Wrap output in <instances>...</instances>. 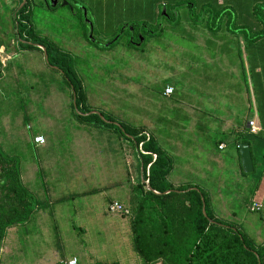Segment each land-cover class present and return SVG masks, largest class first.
<instances>
[{
	"label": "rangeland",
	"instance_id": "374dc122",
	"mask_svg": "<svg viewBox=\"0 0 264 264\" xmlns=\"http://www.w3.org/2000/svg\"><path fill=\"white\" fill-rule=\"evenodd\" d=\"M220 1L226 6L217 0H59L57 4L51 0L52 6H58L51 10L45 0H32V19L46 44L82 58L89 82H97V93L90 96L96 104L103 100L108 108H116L127 103L128 115L142 117L150 126L161 113L180 108L181 116L191 111L190 128H183L182 134L167 131L164 144L177 157L169 179L176 185L193 182L205 189L218 203L214 209L219 216L258 242L264 233V157L257 162L256 172L243 176L237 148L228 135L214 134L213 127L204 131L193 127L195 112L187 110L184 102L199 99L208 113L224 115L229 110L234 117L251 112L264 118V54L253 50L255 44L244 48L222 34L243 28L253 32L259 23L250 10L264 0ZM225 7L230 12L220 21L209 19ZM0 11L5 12L1 2ZM11 14L7 13L8 20ZM133 24L145 25L144 33L165 30L161 37L149 40L140 54L128 45L135 35ZM209 26L221 31L218 45L203 44ZM112 38L118 39L115 49L104 52L100 45L107 46ZM11 57L13 53L0 48L3 65ZM255 62L263 68L261 75L255 71ZM11 65L0 80V151L18 161L27 189L38 199L48 200L49 206L36 209L28 222L8 229L0 249L2 264H58L73 257L79 264H141L130 240L128 217L111 213L108 205L109 199L129 200L128 178L137 179L140 171L136 151L110 146L106 138L97 143L75 132L72 114L65 109L71 98L56 87L49 92L53 80L40 51L29 50ZM98 66L119 68L108 85L99 84L94 75ZM133 76L142 78L139 84L130 81ZM163 81L177 88L176 101L161 94ZM110 86L119 91L115 94ZM212 97L221 111H212ZM36 135H43L46 143L36 145ZM217 139L225 141V150L217 148ZM260 153L264 154V148ZM258 179L252 197L249 186ZM88 191L92 193L81 194ZM4 195L0 188V202ZM252 198L262 202L261 210L248 209Z\"/></svg>",
	"mask_w": 264,
	"mask_h": 264
},
{
	"label": "trees",
	"instance_id": "16d2710c",
	"mask_svg": "<svg viewBox=\"0 0 264 264\" xmlns=\"http://www.w3.org/2000/svg\"><path fill=\"white\" fill-rule=\"evenodd\" d=\"M0 2L5 8V12L0 11V48L3 47L8 54L13 53V57L5 65L0 58V80L6 74L5 68L12 66L14 58L29 50L40 51L50 69L49 78L53 80L49 92H52V88L56 87V91L67 94L71 98L65 103V109H69L72 114L71 121L75 132L80 131L91 141L97 143H101L106 138L110 146L116 145L120 148L129 146L136 151L142 174L139 171L135 180L128 178L129 200L124 203L117 199H109L108 205L118 201L128 209V213L118 214L129 219L130 240L133 241L134 251L138 254L141 264H264V233L262 240L257 242L240 226L219 216V213L214 209L216 201L205 189L193 182H180L176 185V182L169 179L175 169L177 157L166 148L164 141L168 138L167 131H171L170 134L172 131H181L182 134L183 128H190L192 118L188 113L178 116L180 108L173 109L171 114L168 111L170 116L167 114L168 112L161 113L152 119L153 123L150 126L145 123L142 117L138 118L135 115H130V117L125 109L130 107L127 103L123 104V107L116 108H108L106 101L103 100L100 105L96 104L90 96L97 93L94 86L97 82L94 84L89 82V72L85 73L82 69V58L78 55L74 57L67 50L55 48L49 42L46 44V41L39 37L32 19V0H26L20 9L23 0H10V3L0 0ZM13 2L15 7L12 8L11 3ZM69 5L71 4L69 3ZM220 5L226 6L224 3ZM57 7L56 5L49 8L55 10ZM8 12H12L10 20L7 18ZM229 12L225 7V10L210 15L209 19L212 22L220 21V18ZM250 13L254 15V19L256 17L259 28L256 26L255 30L250 33L245 28L240 29L244 32L245 44H254L259 40L264 41V2L261 3V6H254ZM195 23L198 26L200 20ZM211 26H209L210 30L219 29L217 26ZM144 27L143 24H133L135 35L132 37V41L128 40V45L133 46L140 54L145 53L144 47L149 40L155 36L161 37L165 30L164 27H160L156 32L147 29L144 33ZM119 38L120 36H118ZM118 39L112 38L110 42L107 41V46L100 45L106 49L105 51L102 49V52L115 49ZM89 41L93 42L90 39ZM37 44L45 46L48 60L44 56V51ZM97 69L98 71L94 72V75L97 76L99 84L108 85L115 78L114 70L119 68L98 66ZM92 70L94 71V69ZM109 78H111L110 81H108ZM139 78L141 77L133 76L130 81L139 84ZM98 80L96 79V81ZM170 85L173 92L166 95L165 88ZM110 87H112V91H115V94L119 91L114 86ZM159 89L162 95L169 96L170 99L176 101L174 96L177 93V88L172 83L163 81ZM101 91L103 92V90ZM112 97H116V95ZM7 98L9 99V97ZM23 107L28 106L24 105ZM237 116L238 126L234 127L230 133L234 136L231 143L233 142L237 148L236 159L241 174L244 176L249 173L244 172L242 168L238 146L242 142L249 143L254 163L253 172H256L257 162L264 157V154L259 157V152L264 148V118L259 115L261 130L253 133L247 124L253 113L250 112L249 115L246 114L242 117L241 115ZM184 120L188 122L190 120L189 123L187 122L188 125L183 122ZM210 122L211 118L202 113L201 118H197L198 125L193 127H202L203 131L208 130L212 127ZM213 133L218 136L225 135L220 132L219 128L214 129ZM224 142L222 139H217V148L219 149V146ZM113 150L116 151L114 148ZM119 154L120 152L117 155ZM222 163L224 162L222 161ZM0 167L2 168L0 188L3 192L5 190V195L0 202L1 249L10 227L28 222L36 209L47 208L49 202L38 199L34 193L27 189L20 174L18 161L5 156L1 151ZM262 173H259L260 177ZM147 185L151 189H148ZM258 185L259 179L254 186L250 184L252 197L255 195ZM85 193L92 192H82L81 194ZM204 203L206 215L203 212ZM253 203L261 202L252 198L248 202V209L259 211L251 208ZM66 261L68 260H63L58 264H65ZM0 264H2L1 256Z\"/></svg>",
	"mask_w": 264,
	"mask_h": 264
},
{
	"label": "crops",
	"instance_id": "0c3cea01",
	"mask_svg": "<svg viewBox=\"0 0 264 264\" xmlns=\"http://www.w3.org/2000/svg\"><path fill=\"white\" fill-rule=\"evenodd\" d=\"M218 3H221V1L219 0ZM208 32L210 33L209 36L208 35H205L206 36L205 38H207V40L206 41H203V44H205L206 46L209 45L210 43L211 44L218 45L219 42H220V38H223L222 37V34H226L225 37H227V38H233L231 41H233L234 43L237 42L238 45H240V46L243 45V47L246 48V44H245V41H244V32H242L241 30H236V31L226 30L225 32H222L221 35H220V32H221L220 29L210 30ZM208 32H206V33H208ZM196 37H199V36H196ZM254 44L255 45L252 47L253 50L254 51H257L258 50V52L260 54H264V41L259 40V41L254 42ZM257 70H259V71H257ZM255 71L258 74H260V75L263 72V68L258 64V62H255ZM260 78H261V76H260ZM209 97H211V96H209ZM214 97H216V96H214ZM214 97H212V99H211L212 100V103L214 105L213 108H212V111H214V110L216 111L218 109V112H219V111H221L220 110L221 108L220 107L218 108V107L215 106L216 102L214 101ZM184 102H185V106H186V109L187 110L190 108V109H192L195 112L196 118H198V119L201 118L202 112L204 111V114L207 115V116H209L211 118V122L209 124L214 129H218L219 128V130H220L221 133H224L225 135H228L227 137H229L230 141L233 139L234 136L231 135L230 133L233 131L234 127H237L238 126L237 123H236L237 122L236 121V118H238L237 115H235V117H234L233 114H230L229 110L227 111L228 113L227 114H224V115H222L221 113L220 114H218V113L215 114L213 112L208 113L207 112L208 109L204 108L202 106V104H200L201 101H199V99H198V101H195V100L189 101L188 99L185 98L184 99ZM226 108L229 109L230 108V105L227 106ZM190 114L192 115L191 111H190ZM257 114H256V116H252V118L250 120H255V122L257 124L261 125L260 124L261 123L260 122V116L257 115ZM191 115H189V116L192 118ZM240 115H241V117L244 116L242 114H240ZM188 123H187V125H188ZM196 125H198V123H196ZM224 144H225V147L224 148L223 147L221 148L219 146V149L220 150H225L227 148V144L225 142L223 144H221V145L224 146ZM232 144L234 145L233 142H232ZM260 156H261V153L259 152V157ZM214 208L218 209V203L217 202L214 204ZM216 212H217V210H216Z\"/></svg>",
	"mask_w": 264,
	"mask_h": 264
},
{
	"label": "built area",
	"instance_id": "2783aa9c",
	"mask_svg": "<svg viewBox=\"0 0 264 264\" xmlns=\"http://www.w3.org/2000/svg\"><path fill=\"white\" fill-rule=\"evenodd\" d=\"M173 92V88L168 86L165 89V94L170 95ZM249 127L251 128V131L253 133H257L261 130V126L255 122V120H250L248 123ZM34 143L36 145H43L45 143V137L43 135H36L34 137ZM221 148L223 145L220 146ZM253 210H261L263 208L262 203H253L252 207ZM109 210L113 213H128V209L125 208L121 203L118 201H115L110 204ZM65 264H79L77 258L73 257L65 262Z\"/></svg>",
	"mask_w": 264,
	"mask_h": 264
},
{
	"label": "water",
	"instance_id": "95a60500",
	"mask_svg": "<svg viewBox=\"0 0 264 264\" xmlns=\"http://www.w3.org/2000/svg\"><path fill=\"white\" fill-rule=\"evenodd\" d=\"M26 3V0H23L22 4L20 5L19 9ZM43 51L46 60H48V55H47V50L45 46L37 44ZM75 101V98H74ZM239 153H240V158H241V164L244 172L250 173L253 172L254 170V163H253V158H252V153H251V148L248 142H242L239 144ZM144 182V180L142 179ZM148 189H151L149 185H147ZM168 192V191H167ZM157 193V192H156ZM203 212L206 215V210H205V203L203 205Z\"/></svg>",
	"mask_w": 264,
	"mask_h": 264
},
{
	"label": "flooded vegetation",
	"instance_id": "af4514ba",
	"mask_svg": "<svg viewBox=\"0 0 264 264\" xmlns=\"http://www.w3.org/2000/svg\"><path fill=\"white\" fill-rule=\"evenodd\" d=\"M46 1V3L48 4V7H53L49 2L51 1V0H45ZM54 1H56V4H57V2H59V0H54Z\"/></svg>",
	"mask_w": 264,
	"mask_h": 264
}]
</instances>
